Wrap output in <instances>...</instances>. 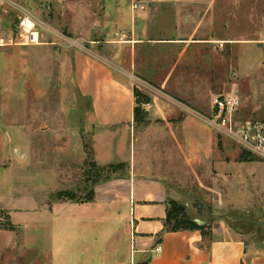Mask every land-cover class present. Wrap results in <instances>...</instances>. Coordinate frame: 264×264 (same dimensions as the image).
I'll list each match as a JSON object with an SVG mask.
<instances>
[{
  "label": "rangeland",
  "instance_id": "1",
  "mask_svg": "<svg viewBox=\"0 0 264 264\" xmlns=\"http://www.w3.org/2000/svg\"><path fill=\"white\" fill-rule=\"evenodd\" d=\"M9 1L46 22L55 33L41 30L39 45L0 47V264H51L54 251L60 264H67L71 241H89V230L90 239L100 243L106 237L103 224L109 222L103 216L87 215L95 205L54 196L62 190L82 195L88 186L81 173L84 144L93 155L97 127L91 120L90 99L77 88L73 66L76 48L87 47L85 39H76L73 25L79 18L80 27L85 26L88 10L79 7L85 0ZM94 10L100 15V8ZM19 14L18 9L7 6L0 12V29L15 25ZM183 16L192 22L181 24ZM164 18L169 25L174 20L183 33L196 28L195 35L210 37L213 47L196 54V63L188 71H176L173 87L165 84L159 91L138 80L134 87L169 95L175 106L194 97L196 108L205 113L203 129L208 127L204 120L210 114L206 108L211 93H236L242 120L250 118V104L264 109V69H260L264 55L250 50V40L264 37V0H213L207 7L166 9ZM253 63L258 66L251 71ZM165 74L156 75L158 83ZM204 81L206 87L200 90L188 84L202 85ZM250 81L256 93L251 100ZM210 131L212 165L204 173L205 180L200 186L187 184L178 190L187 211L218 231L232 230L246 241L264 240V160L239 161L242 149ZM118 140L114 136L115 144ZM215 161L223 168H215ZM128 170L127 165L124 173L115 176ZM110 178L98 180L94 188ZM95 224L102 228L92 232Z\"/></svg>",
  "mask_w": 264,
  "mask_h": 264
},
{
  "label": "crops",
  "instance_id": "2",
  "mask_svg": "<svg viewBox=\"0 0 264 264\" xmlns=\"http://www.w3.org/2000/svg\"><path fill=\"white\" fill-rule=\"evenodd\" d=\"M85 1L79 6L88 10L85 26L83 23L80 27L77 18L73 30L76 39L86 40L87 47L76 48L73 66L77 88L90 99L91 120L98 128L94 132L93 157L99 165L125 162L129 170L96 185L94 200L87 203L96 206L88 209L87 215L103 216L109 221L103 224L105 239L97 245L90 239L91 231H86L89 241H71L64 263L264 264V240L246 241L239 233L225 228L218 231L212 226L205 238L200 230H163L166 201L175 199L186 204L179 188L187 184L200 186L212 165L208 149L212 129L206 124L208 130L203 129L205 113L196 108L197 100L191 97L175 106L171 96L151 93L144 87L140 90L150 97L143 105L147 121H134L136 80L159 91L165 84L173 87L175 72L191 69L195 55L200 56L201 50L214 44L210 37L196 36V28L183 33L174 20L167 24L164 12L186 6L207 7L213 0ZM134 1L145 9H132ZM94 8H100V15ZM190 21L188 16L179 19L181 24ZM255 49L264 55V37L250 40V50ZM256 66L253 63L250 70ZM158 73H166L160 83ZM204 82L188 84L200 90L206 87ZM254 89L250 81V100L256 94ZM214 95L211 93L206 108L209 113ZM246 119H264V109L250 104V118ZM114 136L119 137L117 144ZM220 163L215 161L214 167L223 168ZM99 227L102 224H95L92 232ZM156 246H160L158 252ZM53 254L51 264L62 263L55 251Z\"/></svg>",
  "mask_w": 264,
  "mask_h": 264
},
{
  "label": "built area",
  "instance_id": "3",
  "mask_svg": "<svg viewBox=\"0 0 264 264\" xmlns=\"http://www.w3.org/2000/svg\"><path fill=\"white\" fill-rule=\"evenodd\" d=\"M7 6L18 9L20 14L15 25L6 30L0 29V47L39 45L42 43L41 30L55 33L34 14L20 10L18 5L9 0H0V12L5 11ZM131 7L134 10L145 9L144 5L136 1L132 2ZM231 75L235 77L236 73L232 72ZM240 106V97L236 93L214 95L211 99V112L204 122L218 136L229 139L242 151L264 160V119L238 118ZM159 250L160 246H156L155 251Z\"/></svg>",
  "mask_w": 264,
  "mask_h": 264
},
{
  "label": "trees",
  "instance_id": "4",
  "mask_svg": "<svg viewBox=\"0 0 264 264\" xmlns=\"http://www.w3.org/2000/svg\"><path fill=\"white\" fill-rule=\"evenodd\" d=\"M135 97L134 106V121L138 124L146 123V111L141 107L142 104H147L150 97L143 94L139 89H133ZM86 157L81 165V173L84 177V182L88 186L85 188L82 195L75 194L72 190H62L54 194L55 198H65L70 201L91 202L94 200V185L98 180L109 178L113 174L120 172L124 173L127 167L125 162L108 163L99 165L93 158L92 149L84 144ZM239 161H252L254 156L250 153L242 151L238 156ZM187 211L186 204L175 199H168L166 201L165 217L163 219L164 231H182V230H200L202 235L207 237L210 234V223L208 225H200ZM204 221V220H203ZM208 222V221H206Z\"/></svg>",
  "mask_w": 264,
  "mask_h": 264
},
{
  "label": "water",
  "instance_id": "5",
  "mask_svg": "<svg viewBox=\"0 0 264 264\" xmlns=\"http://www.w3.org/2000/svg\"><path fill=\"white\" fill-rule=\"evenodd\" d=\"M195 221H196L198 224H200V225H208V224H209V222L203 221V220H201V219H195Z\"/></svg>",
  "mask_w": 264,
  "mask_h": 264
}]
</instances>
